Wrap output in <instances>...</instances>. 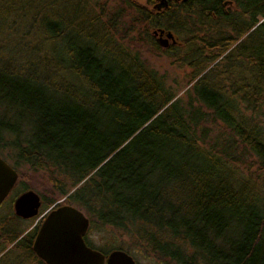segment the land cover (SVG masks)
<instances>
[{"label":"trees","instance_id":"trees-1","mask_svg":"<svg viewBox=\"0 0 264 264\" xmlns=\"http://www.w3.org/2000/svg\"><path fill=\"white\" fill-rule=\"evenodd\" d=\"M143 1L0 0L10 194L45 178L41 211H82L104 255L264 264V0ZM144 47L189 71L183 96ZM30 220L0 207V264H44Z\"/></svg>","mask_w":264,"mask_h":264},{"label":"water","instance_id":"water-1","mask_svg":"<svg viewBox=\"0 0 264 264\" xmlns=\"http://www.w3.org/2000/svg\"><path fill=\"white\" fill-rule=\"evenodd\" d=\"M160 7L167 6L161 0ZM161 48L175 44L171 32L159 29L153 31ZM18 180L17 172L0 157V206L9 196ZM41 207L40 196L33 190H26L13 201V213L17 218H35ZM89 220L79 209L61 205L50 209L43 218L32 243V251L44 264H138L133 257L121 250L104 255L90 248L85 242Z\"/></svg>","mask_w":264,"mask_h":264},{"label":"rangeland","instance_id":"rangeland-1","mask_svg":"<svg viewBox=\"0 0 264 264\" xmlns=\"http://www.w3.org/2000/svg\"><path fill=\"white\" fill-rule=\"evenodd\" d=\"M140 3H143V0H139ZM260 33L263 34L264 36V27L261 28ZM155 38L157 39V36H155ZM142 52L143 55L146 59V61L152 66L154 67L159 73H161L162 75L165 76L166 80H168V83L172 86H175V88L178 89V97L183 96L184 91L189 88L187 87L186 89H183L184 86H186V81H187V74L189 73V71L187 69H183V70H177L175 69L173 66H171L169 64V62L167 61L166 58L164 57H160L155 55L151 49H149L148 47H144L142 48ZM236 67H233L230 63H227L223 66V68L225 69H231L232 71H235ZM32 188L30 190H33L34 192H36L38 195L39 193L43 192L45 190V188L48 187V184L46 183V179L42 178L40 175H36L33 177V181L31 183ZM14 193L9 194L8 198L4 201V203L0 206V207H5L7 206V204H11L13 205V201L14 199L17 197L15 196ZM12 200V203H11ZM63 200H60L58 202H56L54 205H64V203L62 202ZM55 208V207H54ZM13 210V208H12ZM39 212H41V215H37L35 218L36 219H31L29 222H27V225L29 227H34L37 225L38 221L42 220L44 215L46 214V211H41V207L39 209ZM39 214V213H38ZM41 225V223L39 224V226ZM86 236L90 237V239L97 245H102L105 241L104 238L99 234V235H95V233H88ZM9 249V248H8ZM17 255H20V253L18 254H14L13 256H11L10 258H16Z\"/></svg>","mask_w":264,"mask_h":264}]
</instances>
